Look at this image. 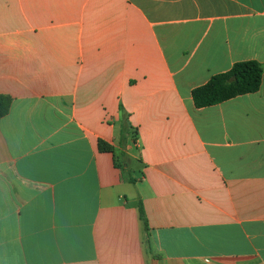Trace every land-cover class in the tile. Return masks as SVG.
Masks as SVG:
<instances>
[{"label":"crops","instance_id":"obj_1","mask_svg":"<svg viewBox=\"0 0 264 264\" xmlns=\"http://www.w3.org/2000/svg\"><path fill=\"white\" fill-rule=\"evenodd\" d=\"M247 61L264 0H0V264H264V77L192 98Z\"/></svg>","mask_w":264,"mask_h":264},{"label":"trees","instance_id":"obj_2","mask_svg":"<svg viewBox=\"0 0 264 264\" xmlns=\"http://www.w3.org/2000/svg\"><path fill=\"white\" fill-rule=\"evenodd\" d=\"M264 77V66L256 61L236 63L232 69L212 77V79L192 92L193 102L197 109H204L220 105L235 98L258 93ZM13 99L0 95V120L9 115ZM125 128L122 130L124 136ZM101 153L115 154L114 148L104 141L99 142ZM140 218L145 231H150L143 205H139Z\"/></svg>","mask_w":264,"mask_h":264}]
</instances>
